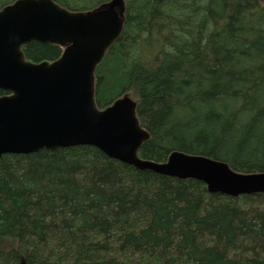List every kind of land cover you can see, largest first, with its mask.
I'll return each mask as SVG.
<instances>
[{"label": "trees", "instance_id": "1", "mask_svg": "<svg viewBox=\"0 0 264 264\" xmlns=\"http://www.w3.org/2000/svg\"><path fill=\"white\" fill-rule=\"evenodd\" d=\"M53 1L84 12L111 0ZM22 51L41 64L64 48ZM125 95L150 134L144 160L182 152L264 173V0H125L95 71L97 107ZM0 264H264V195L211 194L93 146L4 155Z\"/></svg>", "mask_w": 264, "mask_h": 264}, {"label": "water", "instance_id": "2", "mask_svg": "<svg viewBox=\"0 0 264 264\" xmlns=\"http://www.w3.org/2000/svg\"><path fill=\"white\" fill-rule=\"evenodd\" d=\"M124 0L72 12L53 0H18L0 12V158L41 150L93 146L139 170L205 183L211 194H264V175L240 174L226 163L173 153L168 163L143 161L149 139L128 96L101 111L95 70L124 26ZM38 42L64 47L53 62H27L22 47Z\"/></svg>", "mask_w": 264, "mask_h": 264}, {"label": "bare ground", "instance_id": "3", "mask_svg": "<svg viewBox=\"0 0 264 264\" xmlns=\"http://www.w3.org/2000/svg\"><path fill=\"white\" fill-rule=\"evenodd\" d=\"M160 174V173H159ZM262 175H264V173H261ZM163 175V174H162ZM165 176H168V175H165Z\"/></svg>", "mask_w": 264, "mask_h": 264}]
</instances>
